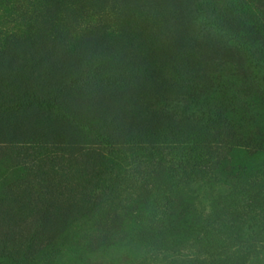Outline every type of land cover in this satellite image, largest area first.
<instances>
[{
  "label": "rangeland",
  "instance_id": "obj_1",
  "mask_svg": "<svg viewBox=\"0 0 264 264\" xmlns=\"http://www.w3.org/2000/svg\"><path fill=\"white\" fill-rule=\"evenodd\" d=\"M199 259L264 264V0H0V264Z\"/></svg>",
  "mask_w": 264,
  "mask_h": 264
},
{
  "label": "trees",
  "instance_id": "obj_2",
  "mask_svg": "<svg viewBox=\"0 0 264 264\" xmlns=\"http://www.w3.org/2000/svg\"><path fill=\"white\" fill-rule=\"evenodd\" d=\"M110 144L108 142H104V145ZM177 215V214H176ZM178 216V219L173 222H167L164 227H161V235L162 237L169 238L174 233H178L181 231H187V227L189 226L188 222L190 221V218H188L187 215H182L181 218ZM220 226L217 225V227ZM210 232L206 231L205 233L199 234V239L201 240L202 244H211L212 248H215L216 245H212L214 243H218L221 241L222 235L224 234L222 229H218L214 226H210ZM170 240V239H168ZM236 253V251H235ZM240 259H199L198 261L192 262V264H240ZM243 264V263H242Z\"/></svg>",
  "mask_w": 264,
  "mask_h": 264
}]
</instances>
